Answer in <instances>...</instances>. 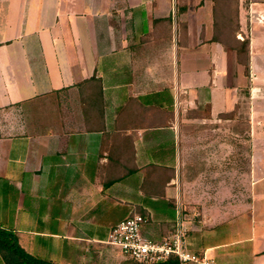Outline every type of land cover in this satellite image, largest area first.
<instances>
[{"label": "crops", "instance_id": "obj_1", "mask_svg": "<svg viewBox=\"0 0 264 264\" xmlns=\"http://www.w3.org/2000/svg\"><path fill=\"white\" fill-rule=\"evenodd\" d=\"M225 32L249 40L248 74ZM245 97L234 206L232 146L184 138ZM178 204L191 251L264 264V0H0V226L35 257L88 264L131 213L168 236Z\"/></svg>", "mask_w": 264, "mask_h": 264}, {"label": "rangeland", "instance_id": "obj_2", "mask_svg": "<svg viewBox=\"0 0 264 264\" xmlns=\"http://www.w3.org/2000/svg\"><path fill=\"white\" fill-rule=\"evenodd\" d=\"M235 28V26H230ZM226 40H232L235 33L225 32L222 34ZM234 45L239 46L237 43ZM249 98H243L239 108L236 110V114L242 116H231L228 119L217 120L213 122L205 121L200 123L198 121H191L186 129V137L184 138V144L192 146L198 144L197 132L201 129H205L204 136L202 138V144L218 146L221 144H227L232 146V161L231 167L233 169V184L231 186L233 195L226 201L232 205L240 204V197H244L248 191V186L240 184L241 173L250 171L251 155L253 148V137L251 135V123ZM196 117V116H187ZM201 124V125H200ZM212 172L220 168V163L212 161L210 163ZM211 172V173H212ZM214 192H218L223 186L209 185ZM229 187V186H228ZM241 193L243 195H241ZM230 201V202H229ZM101 247L89 249L86 251L88 255V264H133L132 259L124 254L120 249L107 243L105 237L104 242L98 243ZM84 255V253H82ZM85 258V257H84ZM85 263V262H82Z\"/></svg>", "mask_w": 264, "mask_h": 264}, {"label": "built area", "instance_id": "obj_3", "mask_svg": "<svg viewBox=\"0 0 264 264\" xmlns=\"http://www.w3.org/2000/svg\"><path fill=\"white\" fill-rule=\"evenodd\" d=\"M150 218L140 213H131L112 226L107 243L129 256L133 264H154L176 257L179 264H217L206 253L198 254L188 247L189 229L181 206L176 207L172 232L161 240L143 235V227Z\"/></svg>", "mask_w": 264, "mask_h": 264}, {"label": "trees", "instance_id": "obj_4", "mask_svg": "<svg viewBox=\"0 0 264 264\" xmlns=\"http://www.w3.org/2000/svg\"><path fill=\"white\" fill-rule=\"evenodd\" d=\"M234 38V37H233ZM232 44L233 49L238 53L241 61L246 65V73L249 72V40L233 39L232 41L226 40ZM237 43L239 46L234 45ZM0 255L4 264H54L44 259L35 257L28 253L19 243L18 234L15 231L0 226ZM154 264H179L176 257H170L165 262Z\"/></svg>", "mask_w": 264, "mask_h": 264}]
</instances>
